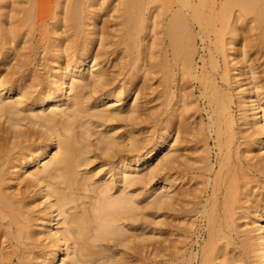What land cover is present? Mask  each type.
I'll return each instance as SVG.
<instances>
[{
	"label": "bare ground",
	"instance_id": "bare-ground-1",
	"mask_svg": "<svg viewBox=\"0 0 264 264\" xmlns=\"http://www.w3.org/2000/svg\"><path fill=\"white\" fill-rule=\"evenodd\" d=\"M47 1L0 0V264H264V0H177L160 49L138 0Z\"/></svg>",
	"mask_w": 264,
	"mask_h": 264
},
{
	"label": "rangeland",
	"instance_id": "rangeland-1",
	"mask_svg": "<svg viewBox=\"0 0 264 264\" xmlns=\"http://www.w3.org/2000/svg\"><path fill=\"white\" fill-rule=\"evenodd\" d=\"M138 1H139V3H138ZM138 1H137V4H139L140 7H142L141 9L145 13V16L147 14H149L147 16H150L151 14H154L155 15L156 23L153 26L152 25L150 26L152 28L150 29L151 31H149V35H148V38L149 39L148 40L151 41V43L153 44V46H156L157 49H158L159 47L157 45H159L161 42L164 41V43L161 44V45H163V46L165 45V31H164L165 30V28H164L165 27V21H167L169 15L171 13L175 12L180 7V4L178 3L177 0H138ZM48 2L49 1L44 0V2H42V4H41V8H42V6L44 7V8H42V11L44 13L45 12L47 13L48 10H49L48 9L49 8L48 5H50V3H48ZM53 2H51V6H55V1H53ZM100 2L101 3L103 2L104 5L106 4L105 7H103V9L101 10V15L103 17L106 16L103 19V21L106 20V18L108 19L109 14L115 15V18L117 17V15H118L119 12H116L113 9V6L116 3H118L119 0H100ZM111 3H112V5H111ZM45 5H47V6H45ZM165 5H167L169 7V12H168L169 14L166 15V16H165ZM109 12H112V13H109ZM109 18H110L111 23L110 22H108V23H110L111 25L114 24V26L116 25L117 28H119V29L122 28V27H120L121 25H123V24H121V21H120V20H122L121 17H117V19H115L114 16L113 17H110L109 16ZM118 18H119V21H118ZM107 21H109V19L106 20L105 22L107 23ZM47 22L49 23V21H47ZM116 26H115V28H116ZM118 32L121 33V30H118ZM114 39H117V38H114ZM156 39H157V41H158V39L161 40V42L158 41V43H159L158 44L157 41H156ZM161 45H159V46H161ZM112 57L116 59L115 55L114 56L111 55L110 58H112ZM156 67L159 68V66H156ZM160 70L161 71L157 70L156 68L153 70V73H152L153 76H152V80H151V84H152L151 85V88L152 89L150 90V94H149V99L151 100L150 106L152 107V112H151L152 115L151 116L153 118V120L152 119L151 120L154 121V123L152 122V124H153L152 126H155L157 129L159 127V124L156 122L157 120L160 121V119H161V121H163V123L165 122V96H164V94L162 95V92H164L163 90H165V89H163L165 87V82H164L165 81V77H164L165 72H164L163 69H160ZM163 72H164V74H163ZM139 78H140V76H138L137 79L135 78V80L136 81L137 80L140 81ZM163 82H164V84H163ZM197 94H198V92H197ZM141 98L143 99L142 96H141ZM155 127L152 128L153 131L157 130ZM163 212H165V210ZM263 224H264V221H263ZM164 227H165V224H163L162 226L161 225L159 226V228H163L165 230ZM163 229H162V231L164 232V234L162 233V235L165 236V231ZM192 229L195 231V234H192L187 239L188 240L187 241L188 242L187 248L188 249H191V250L193 248V251L194 252H197L198 251L199 244L203 240V236H199L200 235L199 234L200 233L199 231L201 229H204L203 222L201 223L200 221H197L194 225H192ZM164 236L159 239L160 240L159 242L161 244H163V246H165V243H166V241L162 240V239H165ZM157 241L158 240H156L155 243L153 241V243L154 244L157 243V245L158 244L160 245V243H158ZM195 241H198V242H195ZM233 241L235 242V244H234L235 248L232 246V247L228 248L225 251V252L231 251V252H235L236 253L235 262L233 264H250V262H249L250 255L245 250H243L240 247V244H241L240 237L238 235H235L233 237ZM152 258L155 261L157 260V261L163 262L165 260V249H163V251H161V252L159 251L158 254L152 256ZM195 264H198V262L196 261Z\"/></svg>",
	"mask_w": 264,
	"mask_h": 264
},
{
	"label": "snow or ice",
	"instance_id": "snow-or-ice-1",
	"mask_svg": "<svg viewBox=\"0 0 264 264\" xmlns=\"http://www.w3.org/2000/svg\"><path fill=\"white\" fill-rule=\"evenodd\" d=\"M236 7L238 8L239 6L237 5ZM237 23H239V22H237ZM232 35L235 36L236 34L233 33ZM153 171L155 172L156 169H153ZM125 247H127V246L125 245ZM224 250H225V249H224V246L221 245L220 249H219L218 252H217V255H219V256H223V255H224ZM212 264H231V261H230L229 259H227V258H225L222 262H218V261H216V260L214 259L213 262H212Z\"/></svg>",
	"mask_w": 264,
	"mask_h": 264
}]
</instances>
